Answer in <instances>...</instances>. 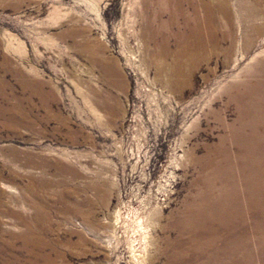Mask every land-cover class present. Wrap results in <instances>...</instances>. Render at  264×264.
Segmentation results:
<instances>
[{"label": "rangeland", "instance_id": "obj_1", "mask_svg": "<svg viewBox=\"0 0 264 264\" xmlns=\"http://www.w3.org/2000/svg\"><path fill=\"white\" fill-rule=\"evenodd\" d=\"M263 116L264 0H0V264H264Z\"/></svg>", "mask_w": 264, "mask_h": 264}, {"label": "bare ground", "instance_id": "obj_2", "mask_svg": "<svg viewBox=\"0 0 264 264\" xmlns=\"http://www.w3.org/2000/svg\"><path fill=\"white\" fill-rule=\"evenodd\" d=\"M254 120H257V119L254 118ZM259 120L264 124V116H263V118L260 117L258 119V121ZM248 142H249L248 144L250 145V148H251L252 147V141L248 140ZM255 143H257V144L264 143V139L258 140ZM241 154H242V156H244V153H241ZM252 156L253 157L250 158L246 163H244V165L241 168V169H244V174L245 173H247V175L250 174V177L255 175L260 168L264 167V154L263 155H259L258 153H254ZM260 174L264 175V172H261ZM257 176H258V174H257ZM248 177H249V175H248ZM248 177L246 178L245 181L243 179H241V181L243 182V184L245 185V188L247 189V195L248 196H247V200H246L245 205H246V209L251 211V213H252L251 221L246 222L247 219H240L239 221H240V223H245V224L247 223L248 226L250 225L251 226V232L253 231L256 234L254 236L258 235L257 238L260 239L261 237L264 238V229H261V225L264 224V180H261V179L257 180V178L248 179ZM219 190L222 193L221 200L218 201L219 205H218V203H216L214 205V207L217 209V211L219 213H221V217L225 218V217L230 216V214H234V213H236L237 216H238L239 215V211H243L242 209H244L243 208V204L242 203L239 204V206L241 207L239 209V211L238 210L233 211L232 207H231L232 204H231V202H229L230 198L226 197L227 192H228V189L226 188V185L225 184L221 185ZM209 208L210 207H206L205 209H203L204 210L203 213L204 214H208V212L211 210ZM210 213H211V211H210ZM191 216H192V214L189 215V217H191ZM241 216L242 217L243 216L246 217V215H242V214H241ZM238 219H237V221H238ZM235 220L236 219L233 220V218L230 219V221H232L233 224H234L233 221H235ZM237 221L235 222V224L237 223ZM186 224L187 225L190 224L189 219L186 220ZM242 240H243V245L239 246L237 248V250L238 251L240 250L239 252H241V253H243V252H244V254L246 253L247 259L250 260V256L251 255L249 254L250 250L248 251V248H247V245H248V234L246 232L243 234V239ZM233 241H236V240H233ZM233 251L234 250L232 249V252ZM226 255H227V253H226ZM251 259L253 260L252 264H254L253 256L251 257Z\"/></svg>", "mask_w": 264, "mask_h": 264}]
</instances>
